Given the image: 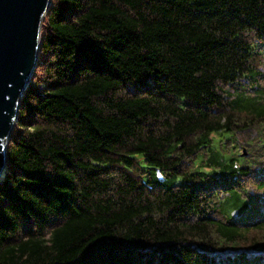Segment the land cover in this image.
<instances>
[{"label": "trees", "instance_id": "obj_1", "mask_svg": "<svg viewBox=\"0 0 264 264\" xmlns=\"http://www.w3.org/2000/svg\"><path fill=\"white\" fill-rule=\"evenodd\" d=\"M6 150L0 264H264V0H51Z\"/></svg>", "mask_w": 264, "mask_h": 264}, {"label": "water", "instance_id": "obj_2", "mask_svg": "<svg viewBox=\"0 0 264 264\" xmlns=\"http://www.w3.org/2000/svg\"><path fill=\"white\" fill-rule=\"evenodd\" d=\"M50 4L51 0H0V182L19 103L38 63L42 24Z\"/></svg>", "mask_w": 264, "mask_h": 264}]
</instances>
